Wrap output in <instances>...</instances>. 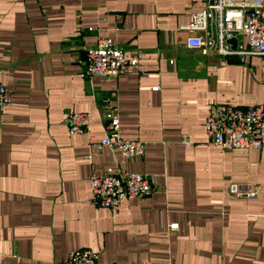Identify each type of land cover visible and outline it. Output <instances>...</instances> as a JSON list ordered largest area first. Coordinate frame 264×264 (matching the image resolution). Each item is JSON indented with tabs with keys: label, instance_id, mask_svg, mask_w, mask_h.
I'll return each instance as SVG.
<instances>
[{
	"label": "crops",
	"instance_id": "crops-1",
	"mask_svg": "<svg viewBox=\"0 0 264 264\" xmlns=\"http://www.w3.org/2000/svg\"><path fill=\"white\" fill-rule=\"evenodd\" d=\"M211 1L0 0V83L12 100L0 114V264H66L81 247L100 264H264V149H224L205 128L212 103L264 107V55L188 45L191 13ZM100 37L139 54L145 73L84 76ZM108 101L142 156L95 146ZM71 108L88 113L87 133L61 122ZM109 170L150 176L154 194L96 207L90 177ZM235 182L257 195L229 193Z\"/></svg>",
	"mask_w": 264,
	"mask_h": 264
},
{
	"label": "built area",
	"instance_id": "built-area-1",
	"mask_svg": "<svg viewBox=\"0 0 264 264\" xmlns=\"http://www.w3.org/2000/svg\"><path fill=\"white\" fill-rule=\"evenodd\" d=\"M213 20L215 34L209 31ZM187 29L197 33L189 38L188 45L201 49L203 53L215 50L221 55H264V0H213L201 11L191 13ZM234 36L246 37L247 47L240 45L238 50H233L227 40ZM132 71L145 73L140 55L134 53L127 56L125 50L112 39L100 37L94 46L86 48L84 76L117 78ZM11 102V91L0 83V114ZM102 112L106 134L95 142L98 150L113 147L119 149L126 159L142 156L146 144L142 140L121 135L118 109L108 101ZM61 122L68 127L71 134H82L89 131L90 117L86 112L71 108ZM205 128L209 140L224 149H264L263 106L239 107L231 103H212ZM182 142L191 144L188 135L183 136ZM90 184L91 203L98 208L108 207L113 212L117 211L123 200L147 198L155 192L154 181L150 176L129 170H109L102 175L93 174ZM227 190L244 198L255 197L258 193L253 184L241 182L229 184ZM65 262L100 264L99 251L90 247L72 248L68 250ZM143 264L153 263L145 260Z\"/></svg>",
	"mask_w": 264,
	"mask_h": 264
},
{
	"label": "water",
	"instance_id": "water-1",
	"mask_svg": "<svg viewBox=\"0 0 264 264\" xmlns=\"http://www.w3.org/2000/svg\"><path fill=\"white\" fill-rule=\"evenodd\" d=\"M214 34H215V32H214ZM215 36V35H214ZM230 42H234V43H236L237 42V40L235 39V38H233V39H230L229 40Z\"/></svg>",
	"mask_w": 264,
	"mask_h": 264
}]
</instances>
